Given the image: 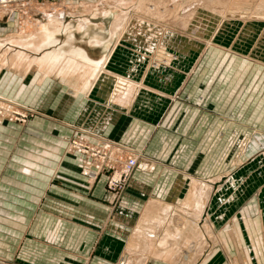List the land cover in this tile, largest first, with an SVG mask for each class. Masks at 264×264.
Returning <instances> with one entry per match:
<instances>
[{"label": "rangeland", "instance_id": "obj_1", "mask_svg": "<svg viewBox=\"0 0 264 264\" xmlns=\"http://www.w3.org/2000/svg\"><path fill=\"white\" fill-rule=\"evenodd\" d=\"M11 3L0 10L10 13L9 22L15 15L16 27L21 22L37 24L42 13L45 20L48 14L43 24L57 15L63 21L85 15L93 23L86 18L67 23L85 21L88 30L102 32L109 41L113 34L117 42L110 57L117 68L108 71L117 75L102 71L104 84L96 85L95 79L89 95L95 106L101 96L108 100L128 89L135 110L149 109L146 120L153 129L143 149L117 157L110 165L107 142L96 143L92 134L69 126L72 122L63 111L72 109L74 117L83 102L72 100L74 93L53 84L55 100L47 111L43 108L47 102L36 100L48 91L46 83H37L42 76L25 82L24 68L22 72L11 63L0 68V264H106L97 258L110 259V249L115 248L120 259L114 264H153L142 257L126 261L119 233L134 227L140 200L154 199L163 205L169 201L133 189L131 175L139 169L132 168L125 179L119 174L131 158L144 161L139 171L154 168L149 160L178 169L169 163L184 152L189 158L185 172L194 178L195 200L203 190L201 208L193 199L194 215L169 216L173 224L178 216L194 217L195 235L203 236L194 240V255L225 257L204 264H264V0ZM57 141H63L62 146L49 151L47 147ZM149 143L155 147L148 148ZM67 156L75 157L83 179L64 172L69 170ZM102 171L107 210L98 228L100 235L113 234L120 240L115 247L104 244L99 252L92 248L79 256L76 247L64 244L63 236L75 239L79 232L71 227L90 228L96 222L91 214L67 212L79 203L66 194L88 197ZM52 188L59 192L54 194ZM188 204L184 198L181 206ZM137 229L140 233L141 227Z\"/></svg>", "mask_w": 264, "mask_h": 264}, {"label": "crops", "instance_id": "obj_2", "mask_svg": "<svg viewBox=\"0 0 264 264\" xmlns=\"http://www.w3.org/2000/svg\"><path fill=\"white\" fill-rule=\"evenodd\" d=\"M8 14L10 13H6L4 9L0 10V57H2V55L6 52L7 54H12L15 51L21 52L25 56L24 59L19 62L18 67L22 72L24 69H27L26 67L29 60L35 61L36 58L39 59L46 52L48 53L63 47L67 40H71L72 44L75 45H73L75 49L85 52L86 57L89 59L88 62L84 63L80 60V62H78V64H80L78 67H76L75 63H73L74 65H72V68H70L71 66H68V68L64 67V72L59 74H55L51 71L53 68L50 63L45 65L40 61H36V68L40 69L43 74L48 75L47 78H45L43 74L39 75L38 78L41 76L43 77L41 81L37 82L38 84L40 82L42 84L43 81L44 84L46 83V87L48 88L47 94L44 92L45 94L43 96L36 99L38 101L47 102L45 105L42 104L43 108H46L48 111L49 108L51 109L53 107L52 102L55 99L51 91L52 89H50L53 87V84L58 87L61 85L63 86L64 91L67 90L74 93L75 98L72 100L83 101L80 110L74 117L72 109H70L67 114V111H63V114L65 117L70 119V122H72L69 125L71 126V129H77L92 134L94 137L90 138L96 143H108V163L110 165L115 158H122L130 151L141 150L146 146L150 138L151 129H153V126L146 120L150 116V111L149 109L135 110V105L133 104L134 97H127L128 89L117 93L116 95H111L108 100L101 96L102 101L99 100L101 103H96L95 106L93 104V96L89 95L90 88L92 87L95 79L97 81L96 85L104 84V80L101 78L104 76L102 71H108L115 67L117 68L116 63L112 61L114 60V57H110L115 48V43L117 42V40L114 39L113 34L111 36V40L109 41L103 36L102 32L88 30L85 25V21H79L76 24L73 22L67 23V21H76L80 18H86L90 24L93 23L92 19L85 17V15L75 16V19L71 17L67 21L60 19L57 20L55 18V20H49V22L47 21L48 23L43 24L45 19L42 13V15H40V19L39 17H36L35 19L36 21L34 23L38 22L37 24L33 25L32 23L28 24V22H21V25H17L16 27L13 22L16 21L15 15L13 16L14 20L9 22L8 19H10V15ZM47 15L48 14L45 16L46 20L48 19ZM5 21L7 23H5ZM13 26H15V30H13ZM93 26L95 27L94 24ZM78 28L81 29L78 30ZM79 34L81 36L86 35L87 39H90V42L84 39V37H80ZM27 35L29 36L27 37V41L30 43L22 45L21 42H23V38ZM94 35H98L100 37L99 43H93L95 40ZM46 38L47 40H44ZM100 55L104 56V60L98 59ZM9 64L10 62L4 63L3 61H0V68H5ZM84 69H89L87 70L89 72L86 71L85 77L82 78ZM27 73L28 71H25V74ZM107 73L117 75L110 71ZM109 77L112 78L117 76ZM46 79H48V81H46ZM117 79L113 78L111 80ZM84 81H86V83H83ZM82 84H85L87 87L83 89V93L80 94L79 91L81 88H78V86ZM113 85L117 84L113 83ZM53 128L54 126L51 129ZM0 130L3 129L0 127ZM62 142L63 141H57L58 144L49 145L50 147H47V149L51 151L53 146L59 145L60 147L62 146ZM151 143H149L148 148L153 149L155 145ZM165 154L167 155L166 152ZM188 159V153L184 152L178 156V159H175V163H169V165L180 167L178 169L181 170H178L177 168L167 169L164 167L167 166V164L161 163V161L153 163L151 160H149L151 163L148 164H153L154 168L152 170H134L131 175L133 189L136 188L143 193L151 191V197L153 196L161 199L164 198L166 202L169 201V204L163 205L162 202H157L154 199H148L145 201L140 200V202L135 199V202L137 201L139 204V206L137 205L138 209L136 208L138 212L136 214L138 217L136 216L137 219L135 225L134 227L128 226L125 228L126 231L122 229L121 233H119V235L122 236V241L124 242L126 252L125 256H127L125 257L126 261H140L141 257V261L150 263L153 262V264H204L210 261L215 262L217 260H225V257L222 259H216L214 253H209L207 255L199 254L198 257L196 254L194 255V240L203 237L201 234L195 235L194 217L191 216L190 218H187L188 220H184L181 216H178L175 218L176 222L173 224V219L169 216L179 213L194 215V178L186 173L184 168L187 166V163L185 162ZM65 160L68 161V164L66 165L69 167V170H64V172H67L69 176L83 179L79 175L78 169L75 167V157L67 156L65 157ZM45 163L48 165L49 163L51 164L48 160L45 161ZM37 167H39V165H37ZM46 171L49 172V169H46ZM34 174L43 177V175L38 173ZM105 175V171L98 174L96 177V183L94 184V187L90 191L88 197L77 195L70 191L66 194L69 198H78L77 202L79 203V206L73 207V209H70L71 211L64 209V213H77L80 217H82L83 214H91L94 216V222H96V224L90 228L71 227V229H75L79 232L77 238L75 239H66V237L63 236L64 244L68 247H76V249L80 252L79 256H85V254L90 252L92 248H97L96 250L99 252L104 244H110L115 247L117 246L118 240H120V237L113 234L108 233L110 237L100 235L98 228L100 221L103 219V214L107 210V206L103 202L105 194L101 187L105 179ZM43 178L45 181L48 179L46 176ZM186 181L189 183L188 186L185 184ZM44 186L45 183H42V187ZM51 192L57 194L59 190L58 188H52ZM47 197L49 198V196ZM172 198L174 200H171ZM184 198L188 199L189 204L187 206H181ZM201 198L202 193L200 196L198 194V197L195 200L196 204L200 203L199 200ZM141 223L142 226H139ZM182 224H184V227ZM155 226H158L157 230H153V227ZM260 226L259 221V229ZM124 227H126V225ZM138 227H141L140 233H137V230H139L137 229ZM64 228L67 227L64 226ZM80 232L82 234H80ZM147 244L149 247L148 249H145L144 247ZM117 251L118 250H116V248L114 250L110 249V259H106L102 255L101 257L103 258L98 257L97 259L102 260L106 264H114L115 261H119L120 259ZM36 259L38 260V258ZM262 261L264 263L263 255Z\"/></svg>", "mask_w": 264, "mask_h": 264}, {"label": "bare ground", "instance_id": "obj_3", "mask_svg": "<svg viewBox=\"0 0 264 264\" xmlns=\"http://www.w3.org/2000/svg\"><path fill=\"white\" fill-rule=\"evenodd\" d=\"M4 9V8H3ZM58 19L57 20H61V17H59L57 15ZM63 20V19H62ZM58 26V25H57ZM56 26V28H57ZM59 28V26H58ZM45 30V29H44ZM71 30V29H70ZM69 30V31H70ZM85 32V31H84ZM63 33V32H62ZM87 33V32H86ZM66 34V33H65ZM85 34V33H84ZM61 35V34H60ZM86 36V35H84ZM95 40L93 41V43H99L100 41V37L97 35H94ZM27 37H29L28 35L25 36V38H23V42H21L22 45L26 44V43H30L27 41ZM82 37V36H81ZM75 38V36H74ZM87 38V37H86ZM82 39V38H81ZM25 40V41H24ZM44 40H47L44 39ZM75 43V42H74ZM74 44H72L71 40H67L65 42V45L63 47H60L54 51L51 52H46L45 54H43L39 59L36 58L35 61L29 60L27 63V71H28V76H27V80L25 82H27L28 80H36V78L39 77V75L43 74L42 71L38 68H36L37 64L36 61H40L42 63H44L45 65L50 63L51 67L53 68V71L55 74H59L64 72V67L71 66L70 68H72V65H74L73 63H75L76 67H78L80 64H78V62H80V60L82 61V63L84 62H88L89 59L86 57L85 52H82L79 49H75L73 47ZM75 46V45H74ZM24 55L21 52H13L12 54H7V52L5 54L2 55V57H0V61H3L4 63L10 62L11 64L15 65V66H19V62H21V60L24 59ZM89 57V56H88ZM91 60V59H90ZM90 63V62H89ZM93 65V64H92ZM99 65V64H98ZM66 69V68H65ZM77 69V68H76ZM69 70V69H68ZM67 70V71H68ZM89 70V69H87ZM84 69V72L82 74V78L85 77V73L86 71ZM92 71V70H91ZM90 71V72H91ZM66 72V71H65ZM69 72V71H68ZM89 72V71H87ZM47 74V73H46ZM68 74V73H67ZM76 74V73H75ZM74 74V75H75ZM43 76L45 78H47L48 75L43 74ZM42 76V77H43ZM56 76V75H54ZM58 77V76H57ZM54 78V77H53ZM96 78V77H95ZM87 80V79H86ZM46 81H48V79H46ZM82 82V81H81ZM89 82V81H88ZM83 83H86V81H84ZM87 86L85 84H82L80 86H78V88H81V90L79 91L80 94L83 93V89H85ZM127 92V91H126ZM81 96V95H79ZM38 160H40V158H37ZM144 162V161H143ZM143 162L140 163V168H143L145 165L143 164ZM140 170V169H139ZM203 190L200 191V193H202ZM199 193V194H200ZM201 201V200H199ZM200 203H197V207L200 209L201 205L199 207ZM197 233H199L198 229H196Z\"/></svg>", "mask_w": 264, "mask_h": 264}, {"label": "built area", "instance_id": "obj_4", "mask_svg": "<svg viewBox=\"0 0 264 264\" xmlns=\"http://www.w3.org/2000/svg\"><path fill=\"white\" fill-rule=\"evenodd\" d=\"M15 0H0V6L3 5H7V3H11ZM12 4V3H11ZM140 169V163L136 161L135 158H131L129 160H127V162L125 163V166H122V174H119V177H123L122 179H125V177H127L128 172L132 169Z\"/></svg>", "mask_w": 264, "mask_h": 264}]
</instances>
